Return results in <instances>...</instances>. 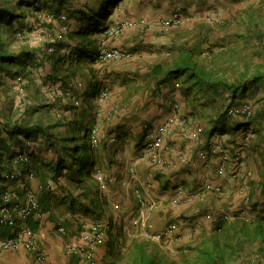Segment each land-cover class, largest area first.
I'll list each match as a JSON object with an SVG mask.
<instances>
[{
    "label": "trees",
    "instance_id": "trees-1",
    "mask_svg": "<svg viewBox=\"0 0 264 264\" xmlns=\"http://www.w3.org/2000/svg\"><path fill=\"white\" fill-rule=\"evenodd\" d=\"M121 1L99 0L95 3V6H98L97 9H94L96 7L93 6L86 8L88 10L84 8L75 13L71 0H0V85L4 88L8 78L15 81L21 76L26 81L24 95L33 92L29 101L26 102L25 110L19 116H15L13 111H7L8 114L3 112L0 106V170L14 168L13 158L19 151L31 154V162L20 165L23 166L25 174L29 175L30 172H33L34 178L25 176V185L23 186L25 189L26 187L27 189H36L40 199V209L44 216L53 217L54 208L58 206L66 217H73V213L83 212L89 216L97 214L98 217H94V219H100L101 211L97 212L99 210L97 196H90L93 191L98 195L95 188L98 170L96 156L98 155L95 153L100 150L108 151L119 142L124 132L118 124L116 132L113 133L112 129L108 132V136H101V141L97 146L93 145L92 125L85 123L84 118L73 119V115H70L73 114V91L81 89L84 84L79 86V82L83 83L82 80L73 83V73L71 74L69 68L73 64V54L78 60L88 56L92 61H98L97 52L101 40L91 38L89 35L92 32L91 26L103 24L101 22L105 20L107 12L119 5ZM198 1L202 3L204 0ZM128 11L125 10L124 14L129 15ZM174 12H181L186 20L185 12H188L186 9H171L166 15ZM30 15H32L31 23L27 26L44 31L50 40L42 48L41 56L47 54V57H51L54 77L52 74L44 72V70L46 71L43 64L44 57H39L35 50L24 47L16 51L11 48V38H21L24 35L26 19ZM64 15L65 17H63ZM140 16L127 17L138 18ZM69 17L70 19L76 18L77 21L82 20L80 27L75 31L82 39L81 43L70 48L69 53L62 55L61 52L67 49L66 46L69 44L61 38L55 43L52 30L59 25L60 21L66 22ZM155 17L158 15L150 16V18ZM16 19H20L21 25L18 27L14 26ZM234 19L242 26L241 30L235 33L238 38L237 45L233 44L228 47L222 45L221 49L214 51L213 46L207 47V42L210 39L208 34H203V32L192 41L175 40L167 46L168 50L165 56L151 64L146 74L142 76L153 84L151 93L155 102L163 93V88L169 85L171 87L169 98H173V102L182 105L183 102L175 97L173 92L184 93L186 96L184 107L191 118L206 119L207 117L203 116L212 109L214 113L210 114L208 120L212 125L205 131L209 137L216 135L224 137L228 132L239 134L244 132L243 142H236V138H234L235 149L240 145L253 150H259L262 147V154H264V94L256 106L249 100L241 101V97L244 95L250 92L253 95L260 88L264 89V0H255V3H252L245 11L240 14L236 12ZM223 22L225 23V21ZM201 26L204 28L203 25ZM68 36L73 37V31L70 30ZM51 46H53V50L50 51L48 47ZM207 50L209 53L205 54ZM238 52L241 55L235 62L239 66H233L230 73L229 69H219L206 64L209 58L213 62L223 54H229L230 59L228 60L232 61ZM40 72L42 73L39 76L45 77H43L45 81L42 84V91H45L44 85L61 79L62 93L48 94V98H44L39 93L38 86L33 83V79H37V73ZM223 97L230 99V102L222 110L219 100L224 99ZM245 104H249L253 110L250 115L240 111L231 113L232 107H242ZM49 107L52 112L61 117L57 116L55 120L50 117L44 118L48 112L46 108ZM184 117L190 120L188 116ZM2 124H5L6 127H2ZM8 126H10L9 129H7ZM250 128L258 135L261 146L255 143L256 137L248 131ZM113 135L117 137L116 141H111ZM144 140L145 135L142 138L143 148ZM229 144L221 143V147L228 149ZM210 148L209 146L206 150L210 151ZM235 149H228L232 156L235 154ZM215 153L220 154L218 151ZM211 154L213 153L210 152ZM246 156L245 154V159ZM52 157L54 163L48 160ZM260 166L261 164H259ZM248 175L253 178L254 173L251 172ZM261 177L264 181V172ZM35 180L40 182L36 188L33 185ZM20 186L17 187L18 190ZM221 186L224 191V186ZM25 189L19 190L20 193L24 194ZM57 191L59 192L57 193ZM88 197L92 199V202L84 203L83 199ZM42 218L32 216L28 223L34 230H38ZM243 222L240 229L236 228V235L229 236L227 234L228 239L221 240L220 236V234L226 233L224 231L226 221H217L213 231L208 235L194 234L189 243L178 245L179 252H181L179 254L180 263L231 264L236 260L238 252L242 249L241 245L249 233L264 237V214H259L258 218L251 222ZM68 223L66 221L59 228L62 226L67 231ZM169 223L176 224L174 236L156 240L173 241L179 237V225L174 221ZM165 226L159 231L163 230ZM65 231L61 232L65 233ZM249 259L242 257L241 263L247 264ZM171 263L179 264V261L174 259V262Z\"/></svg>",
    "mask_w": 264,
    "mask_h": 264
},
{
    "label": "crops",
    "instance_id": "crops-1",
    "mask_svg": "<svg viewBox=\"0 0 264 264\" xmlns=\"http://www.w3.org/2000/svg\"><path fill=\"white\" fill-rule=\"evenodd\" d=\"M97 1L99 0H93L94 3ZM79 5L74 6L75 13L78 12L81 6ZM83 7L86 9V5ZM158 10L164 11L160 8L151 9L152 12H158ZM123 17L105 18L101 22L103 24L91 26L92 32L89 35L98 41L105 38L103 29L112 24L114 20ZM81 23L82 20H79L73 25V37L78 38V42H75L73 47L81 43V36L75 32ZM158 31L160 32V30L130 29L124 32L120 40H107L109 46H119L134 52L133 58L113 61L134 60L138 53H143L148 49H153L157 53L167 52L166 48L174 38L169 34H159ZM141 33L148 38H144L140 35ZM157 53L154 56H158ZM74 56L75 54H73V83L82 80L84 85L81 89L73 91V114L70 115H73V119L84 118L85 123L92 125L95 121V112L101 103L99 85L108 84L112 92L113 85L108 81L96 82L102 73L98 74L95 67L102 66L103 63L94 62L88 56L80 60L75 59ZM84 62L86 64L83 66ZM108 76L125 79L131 75L125 70L115 69L111 74L108 73ZM141 88L145 89V87ZM163 89V93L155 104L141 113L137 111L130 113L134 118H122L118 121V116H124L123 114L128 113L129 110L124 109L123 103L120 102L117 106L113 101L105 104L106 111L110 115L102 121L101 136H108V132L112 129L113 133L116 132L118 124L124 133L119 142L108 151L100 150L95 153L98 155L96 156L98 170L95 181L98 195L93 191L90 196H97L99 202L97 212L101 211L100 219H94L98 217L97 214L89 216L83 212H76L73 213V217H66L58 206L54 208L53 217L45 215L38 229L40 235L38 250L46 254L51 264H79L82 257L81 250L86 245L81 236L82 232L95 222H110L112 227L109 238L97 248L94 264H172L174 259L182 264L178 245L189 243L194 234H210L217 224L215 218L218 214L229 212L234 217L226 221L224 230L226 233L220 234L221 240L228 239L227 234L236 235L235 230L243 226L245 219L242 217L245 215L254 217L256 220L259 214H264V183L261 178L264 172L263 148L260 147L252 153L248 152L241 169L230 161L227 168L224 171L221 170L220 154L213 153L208 157L203 154L216 140L225 139L226 135L232 137L239 133L228 132L229 134L226 133L224 137L217 135L209 137L205 131L212 124L202 118H199L201 123L192 121L193 118L184 107L186 96L180 91L173 92L175 97L183 102L180 105V113L190 118L189 129L196 132L198 138L195 140L185 137L182 129L174 125L167 142L178 146L181 154L166 152L163 164L151 161L149 153L144 150L142 144L145 123L158 127L176 112L175 102L173 98H169L171 87L168 85ZM76 99H79L81 103L76 105ZM2 127H6L5 124H2ZM234 138L236 137H232L231 140L234 141ZM248 151L251 152V149ZM48 160L54 163L53 157ZM257 163L261 166L259 167V164L257 166ZM249 172L257 176L250 178ZM207 182L223 185L224 191L218 193L205 189ZM39 183L35 180L34 187L36 188ZM179 184H184L189 190L201 192L194 200L175 204L172 202V196ZM22 189L25 188L21 185L19 190L22 191ZM137 190L144 194L147 201L154 202V206L143 207L138 200ZM250 192L252 200H250ZM89 197L83 199V202L91 203L92 199ZM66 221L70 226L66 225L67 231L64 233L60 231L59 226L65 224ZM173 221L179 225V237L176 240L158 241L153 238L154 233ZM6 231V229L3 230V232ZM245 238L241 245L242 249L231 264H244L241 263L242 257L245 259L257 257L264 264V237L249 233ZM72 246L75 248L72 249ZM38 250L25 247L7 249L0 259V264H43L38 259Z\"/></svg>",
    "mask_w": 264,
    "mask_h": 264
},
{
    "label": "built area",
    "instance_id": "built-area-1",
    "mask_svg": "<svg viewBox=\"0 0 264 264\" xmlns=\"http://www.w3.org/2000/svg\"><path fill=\"white\" fill-rule=\"evenodd\" d=\"M65 17V15L63 16ZM185 20L184 15L181 12H174L166 16H158L150 18L149 16H140L138 18L125 17L114 20L112 24L107 25L103 31V40L99 43L97 52V60L99 63H107L112 60L130 59L133 58L134 52L123 49L119 46H109L107 40H120L124 32L127 30H160L168 32L174 27L180 26ZM48 50H53V46L48 47ZM25 80L22 77H18L13 81V86L17 91H24ZM62 82L51 81L44 85L43 89L47 94L53 95L54 93H62ZM82 82H79V86H82ZM100 107L95 112V121L92 124L91 135L94 146H97L101 141V127L102 121L110 115L106 111L105 104H109L112 99V90L108 84H100ZM76 105L80 104L79 99L75 100ZM176 112L167 120L162 122L158 127H153L149 123H145V140L144 150L149 153L151 161L154 163H165L166 152L179 153L181 149L167 142V138L171 133L174 125L180 127L185 137L190 139H197L198 135L189 129V120L180 114V104L174 103ZM231 113L244 112L250 115L253 110L249 104H245L242 107H232ZM117 137L112 136L111 141H116ZM220 152L221 155V170H225L227 164L230 161L241 169L245 163V150L244 145L235 149V154L232 156L228 149L221 147V144H213L210 151H206L203 155L208 157L210 152ZM31 154L27 152H18L13 158L14 168L1 169L0 170V259L7 249L25 247L31 250H38L40 235L38 230H34L28 223V220L33 216L35 218L44 217L43 212L40 209V199L36 189H26L24 194H21L17 189L22 185L25 188V176L34 178V173H24L22 163L31 162ZM250 174V172L248 173ZM205 189L213 190L215 192H222V186L214 182H207ZM201 191L189 190L184 184H179L175 188V193L172 196V202L178 204L184 201L194 200ZM139 202L143 207L154 206V202H149L145 199L141 191L137 192ZM232 214L229 212H222L218 214L215 219L218 222L228 221L233 219ZM245 221H252L254 217H248L245 215L242 217ZM176 224L169 223L165 228L155 234V239L171 238L176 231ZM7 230L3 232V230ZM61 231H65L64 227L59 228ZM111 229L110 222L101 223L95 222L88 229L82 232V238L85 240L86 245L82 248V257L79 264H94L96 258V251L98 246L105 242L109 237V231ZM72 249L75 247H71ZM38 259L43 264H51L45 253L38 250ZM247 264H262V261L257 258H250Z\"/></svg>",
    "mask_w": 264,
    "mask_h": 264
},
{
    "label": "rangeland",
    "instance_id": "rangeland-1",
    "mask_svg": "<svg viewBox=\"0 0 264 264\" xmlns=\"http://www.w3.org/2000/svg\"><path fill=\"white\" fill-rule=\"evenodd\" d=\"M72 5H79L81 9H84L86 5V8L90 7H96L94 9H97L98 6H95V3H93V0H71ZM86 2V3H85ZM90 2L91 4H87ZM252 3H255V0H204L202 3H200L198 0H122L119 5L112 8L111 11L107 12L106 19L110 17H123V16H154V15H166L170 9H186L188 12H185L187 15V18L184 22V24L175 27L171 29L169 32H163L158 31L159 34H169L171 35L174 40L177 41H185V40H194L201 32L203 34H208L210 41L207 42V47H212L214 51H218L223 46L228 47L232 46L233 44L237 45L238 38L235 36V33L239 30H241L242 26L240 23H238L234 18L236 12L239 14L243 11H245ZM74 5V6H75ZM88 5V6H87ZM73 6V9H74ZM78 6V7H79ZM165 6V7H163ZM169 6V7H167ZM164 9V11L158 12H152L151 9ZM129 9V11H128ZM128 11L129 15H122L123 11ZM141 11V12H139ZM152 12V13H151ZM116 15V16H114ZM185 15V16H186ZM32 15L26 19L25 23V32L24 35L21 38L18 37H12L11 38V48L13 50L19 51L24 47H28L30 49H33L36 51L39 57H44L43 64L46 67V71L50 75L54 77L53 67H52V61L50 60L51 57H47V54L42 55V48L46 46V44L50 41L48 40V35L44 33V31H41L40 29H33L29 28L27 24L29 25L31 23ZM20 19H16L14 22V26L18 27L21 25ZM225 21V23L223 22ZM77 22L76 18L69 19L66 22H59L58 26H55L56 28L53 29V36L56 41H59V38L61 40L66 41L69 45L66 46L67 49L63 50L61 54L63 53H69L70 48H72L73 44L78 42V38L74 39V37H69L68 33L69 31H73V25ZM220 23V25H219ZM204 28H202V26ZM24 26V25H23ZM201 26V27H200ZM58 27V28H57ZM51 28V27H50ZM72 28V29H71ZM137 33V32H134ZM140 35H143L144 38H148L144 33H141ZM4 36H7L4 34ZM103 40V38H101ZM173 43V42H172ZM223 45V46H222ZM56 46V45H55ZM241 46V45H239ZM242 49V48H241ZM168 50V48H166ZM161 53H157L153 49H148L144 51L143 53H138L137 57L134 60H123L122 61H111L107 64H104L102 66L95 67L96 72L98 74L102 73V76H99L96 79V82L101 83L104 81L111 82L113 85V92H112V99L113 103L117 106L118 102L122 104L124 109H128L129 112L123 114L124 116H118V121L122 120V118H134L132 114L134 111H137L138 113L145 111L149 106L155 104V100L153 99L152 93H151V87L152 83L147 79L141 76L144 75L151 64L156 62L157 60L161 59L163 56H165L166 52L160 51ZM158 54V56H154L155 54ZM209 53L208 50L205 51V54ZM230 53V52H229ZM240 53H236L234 56V59H230L229 54H223L222 56H218L215 61L211 62L210 58L206 61V64L208 66L212 65L214 67H217L219 69H229V73L231 72V69L233 66L238 67L239 65L235 60H239ZM53 56V55H52ZM255 59L257 57L255 56ZM230 61V64H229ZM72 64V63H71ZM86 63L84 62L83 65ZM71 74L73 73V64L70 66ZM115 69L117 70H125L129 76L128 78H110L108 76V73L111 74L112 71ZM138 72V73H137ZM37 73L38 77L37 79H33V83L35 86H38L39 93L43 95L44 98H48V94H46L45 91H42V84L45 80H43V77H40L41 74ZM230 76H232L230 74ZM36 77V76H35ZM40 77V78H39ZM45 78V77H44ZM14 79H7V82H5V86L3 88L2 85H0V106L1 109H3V112L7 113L12 112L15 114V116H19L21 112L25 110L26 102L29 101L28 99L31 98V95L33 92L28 93L24 95L23 91H17L13 86ZM141 87H145V89H142ZM143 90V91H142ZM251 93V92H250ZM246 94L243 97H241V101L249 100L250 102L254 103L255 106L256 103L260 100V97L264 94V89L260 88L255 94ZM226 97V96H225ZM220 99L219 103L222 104V110L225 109L226 105L230 102V99L225 98ZM153 99V100H152ZM29 103V102H28ZM48 109V112H46L47 115H45L44 118L50 117L51 119L55 120L56 117H61L59 115H56L55 112H52L51 108ZM123 109V110H124ZM213 110L210 109L209 112L205 113L206 115L203 117H207L206 119L209 120L210 114H213ZM8 114V113H7ZM141 118V117H140ZM193 118V117H192ZM58 119V118H57ZM201 119L199 118H193V122L201 123ZM249 132L254 134L255 143L261 146L260 140H258V135L256 132L253 131L252 128L248 129ZM229 134V133H228ZM243 133H240L236 135V142H243L244 137ZM234 137V136H232ZM232 137H229L226 135V138L216 140L215 143L221 144V143H230L228 146V149H231V147L235 146L233 145V141L231 142ZM254 139V138H253ZM241 146V145H240ZM246 148V147H245ZM244 148V150H245ZM233 149V148H232ZM231 149V150H232ZM251 149V152L248 151ZM252 148H249L245 150V154L252 153ZM259 163H257L258 166ZM259 169V167H257ZM255 174L253 177H256ZM262 178V177H261ZM257 179V178H256ZM264 183V181H263ZM250 200H252V194L249 193Z\"/></svg>",
    "mask_w": 264,
    "mask_h": 264
}]
</instances>
